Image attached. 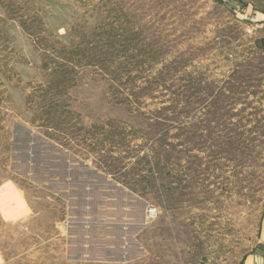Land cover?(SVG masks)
<instances>
[{
  "label": "rangeland",
  "instance_id": "obj_1",
  "mask_svg": "<svg viewBox=\"0 0 264 264\" xmlns=\"http://www.w3.org/2000/svg\"><path fill=\"white\" fill-rule=\"evenodd\" d=\"M263 38L264 0H0L1 264H264Z\"/></svg>",
  "mask_w": 264,
  "mask_h": 264
},
{
  "label": "trees",
  "instance_id": "obj_2",
  "mask_svg": "<svg viewBox=\"0 0 264 264\" xmlns=\"http://www.w3.org/2000/svg\"><path fill=\"white\" fill-rule=\"evenodd\" d=\"M261 41H262V43L259 46H260V49L264 50V38Z\"/></svg>",
  "mask_w": 264,
  "mask_h": 264
},
{
  "label": "built area",
  "instance_id": "obj_3",
  "mask_svg": "<svg viewBox=\"0 0 264 264\" xmlns=\"http://www.w3.org/2000/svg\"><path fill=\"white\" fill-rule=\"evenodd\" d=\"M151 213L153 214V212L151 211Z\"/></svg>",
  "mask_w": 264,
  "mask_h": 264
},
{
  "label": "crops",
  "instance_id": "obj_4",
  "mask_svg": "<svg viewBox=\"0 0 264 264\" xmlns=\"http://www.w3.org/2000/svg\"><path fill=\"white\" fill-rule=\"evenodd\" d=\"M0 264H1V260H0Z\"/></svg>",
  "mask_w": 264,
  "mask_h": 264
}]
</instances>
